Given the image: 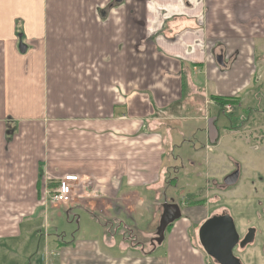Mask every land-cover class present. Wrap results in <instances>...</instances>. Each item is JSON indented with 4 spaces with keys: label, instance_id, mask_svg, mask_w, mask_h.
Returning a JSON list of instances; mask_svg holds the SVG:
<instances>
[{
    "label": "crops",
    "instance_id": "crops-1",
    "mask_svg": "<svg viewBox=\"0 0 264 264\" xmlns=\"http://www.w3.org/2000/svg\"><path fill=\"white\" fill-rule=\"evenodd\" d=\"M263 97L264 0H0V264H205L191 207L178 204L164 255L109 230L144 219L157 230L165 202L198 195L183 180L211 178L202 153L209 172L264 175V126H251L264 116L247 114ZM222 99L240 123L217 126ZM168 155L181 167H165ZM65 175L81 187L52 205ZM204 188L196 201L213 197ZM61 211L91 237L51 243L43 232Z\"/></svg>",
    "mask_w": 264,
    "mask_h": 264
},
{
    "label": "rangeland",
    "instance_id": "rangeland-1",
    "mask_svg": "<svg viewBox=\"0 0 264 264\" xmlns=\"http://www.w3.org/2000/svg\"><path fill=\"white\" fill-rule=\"evenodd\" d=\"M264 98V97H263ZM227 104H231V103H227ZM252 107V106H251ZM253 112V114H252ZM248 115H258L260 117L264 116V99H263V103L262 104H256L255 106H253L252 108H250L247 111ZM241 117H243V115H241V112L238 109V115H234V116H230V115H221L219 122L217 123L218 127H221L224 123H233V124H238L240 123ZM261 120H258V122H252L251 126H257V127H263L264 126V122H260ZM202 124V123H199ZM176 128L179 127V125L175 126ZM199 141H195V142H200L202 140L201 136L198 137ZM203 142H200L198 145L201 147ZM173 156H166L165 157V167H172V168H180L181 167V161H176L173 162V164H171L169 161L172 160ZM196 162L198 164H202L204 166V169H207L208 172L207 173H211V178L209 180H205V177L202 178L203 175H200V173H205L206 171H202V169L200 171H195V174L192 173L193 177H190L189 182L186 181H182L181 185H187L188 183H193L196 184V187H191L188 188L186 186H183V188H185L184 191H186V193L188 194L189 192H195L198 195L194 196V197H189L187 200L185 198H181L180 197H176L177 198V204H179L181 207H183V209L186 208H192L191 212H188L187 210H185V215L187 216L188 214L190 215H197L198 217H200L202 220H197L199 223H197L195 225V230H189L190 236L192 237L191 241L193 246L195 247V249L197 250V252L200 254L202 260L205 262V264H213L210 262V260L208 259L206 253L204 252L203 248L201 247L199 241H198V231L201 227V225L208 219V217L212 214V213H221L224 210H227V207L231 206L232 208V213L235 215V218H237V220H239V216L240 213L243 211V206H247L248 204H250L251 202L245 203L242 202L243 200V196L246 198L245 195L247 196H255L257 194L259 195H264L262 194V192H255V190L257 189H261L259 188L260 186V182L257 179L258 178V174L255 172H249V175L251 176V178L248 177H244L243 175L241 176V179L239 180L238 184L231 188V189H225L222 188V179L224 176H226L227 174V163L222 164L223 166H216L213 165L212 170L209 172V167L205 166L206 165V157H205V153H202L201 156L199 158H195ZM230 167H234L233 163H230ZM242 172V171H241ZM200 175V177L198 176ZM181 178H185L183 176V172H181ZM207 187L208 189L211 190V192L214 189V195L213 197L211 196L210 198H208L206 201H196V199H199L200 197H202V195H204L205 193V188ZM256 186V187H255ZM213 189H212V188ZM182 188V187H181ZM180 188V189H181ZM175 188L169 187L167 186V192L169 193L168 195L172 196L171 192L174 190ZM253 191V192H252ZM191 192V193H192ZM222 192V193H221ZM256 193V194H255ZM186 194V196H188ZM251 198H249L248 200H250ZM186 200V201H185ZM170 203V202H168ZM205 208L207 210L206 215H204V217L202 216L203 211H201L202 208ZM199 208V209H198ZM190 211V210H189ZM254 208L251 207L247 210L246 216L247 217H254ZM188 212V213H187ZM201 212V213H200ZM60 216H55L53 218V220H51V228L46 230L43 233H47V235H50V242H57L59 239H63L65 240V242H70L74 236L78 235V234H85L86 237H91L92 234H90L89 231L87 230H83L84 229V221L83 218L80 220V222H77V219L74 218L73 216H69V218H67V214L65 211H61L60 212ZM159 226V223H157ZM136 225V224H134ZM241 225V224H240ZM240 225L239 228H240ZM251 224H248V222H245V224L243 225L245 226H249ZM264 225V223H263ZM152 224L149 222H142V226H137L136 227L139 230H136L135 227L130 228V230H109L110 233H113L115 239H117L118 242H120L119 238H122L123 236H126L128 238L129 241L134 240V241H138L141 243H145V249H144V253H148L151 252L153 247L151 246V243L149 242L152 237L156 236V230H149L152 227ZM172 227L168 228V230H166L165 233V241L163 242V244L159 247V249L156 251L157 255H164L168 252L169 249V240L171 235L172 239H174V235L176 236V233L179 234V230H171ZM133 229V230H131ZM142 229V230H140ZM151 231L152 234L148 236L147 238V234L150 233ZM39 234V233H38ZM111 235V234H110ZM21 242L24 244V241L21 240ZM29 245L33 246L34 248L32 249V257L29 259V261L31 260L32 262H36V259H38V256L36 257V252L38 253V251H43L42 245H40V239L38 236H33L31 238V240L29 241ZM8 243V242H5ZM17 243H19V241H17ZM21 244V246L23 245ZM31 248V247H30ZM34 251V252H33ZM254 252V250L252 251ZM258 252V250H257ZM113 253L116 254H120L121 251L116 248L115 251ZM255 253V252H254ZM20 254L21 257L24 258V254L22 253V251L20 250ZM118 254V255H119ZM252 254L247 253L244 257L245 260V264H264V257H260L258 254V262L257 261H252ZM12 256V255H9ZM27 257V256H26ZM28 261V263H29Z\"/></svg>",
    "mask_w": 264,
    "mask_h": 264
},
{
    "label": "water",
    "instance_id": "water-1",
    "mask_svg": "<svg viewBox=\"0 0 264 264\" xmlns=\"http://www.w3.org/2000/svg\"><path fill=\"white\" fill-rule=\"evenodd\" d=\"M121 4L123 0H114ZM217 63L224 66L223 56L217 58ZM239 170L225 178L226 186H234L239 181ZM182 218L181 208L178 204L165 202L163 213L157 228V237L153 245H162L165 241L166 230ZM238 234L234 220L229 215L215 216L206 220L199 229V241L204 252L212 257L217 264H241L233 254L238 243ZM252 242V238L245 240L242 246Z\"/></svg>",
    "mask_w": 264,
    "mask_h": 264
},
{
    "label": "flooded vegetation",
    "instance_id": "flooded-vegetation-1",
    "mask_svg": "<svg viewBox=\"0 0 264 264\" xmlns=\"http://www.w3.org/2000/svg\"><path fill=\"white\" fill-rule=\"evenodd\" d=\"M258 136L260 138L259 145L262 148V150H264V128H261L259 130ZM237 170H239V173H240L239 180L241 179V176H242L241 169L239 167H236L233 171H231L229 174H227L226 176L223 177L222 182H221L222 188L231 189L238 184L237 183L234 186H226L225 185V178H227L228 176H230L231 174H233ZM258 180L260 182L259 188H261V189H258V190L256 189L255 192H262V194H264V175L259 174ZM245 196H246V198L243 196L242 202H245V203L251 202V203L248 204L247 206L242 207L243 211L240 213L241 216H239V220H237V218H235V215L232 213L231 206L227 207V210H224L221 213H212L208 217V219H210V218L215 217V216L229 215L233 218L234 223H235V227H236V231H237V234L239 236L238 243L233 250V254L236 258H238L240 260L241 264H245L244 257L247 253L252 254L251 255L252 259H253L252 261H257V262L259 261L258 260V254L262 258L264 257V225H263V223H264V195L257 194L255 196H252V195L251 196L245 195ZM249 198H251V199L248 200ZM251 207H253L255 210L253 218L251 216L250 217L246 216L247 210ZM245 222H248V224H251V225L244 227L243 225L245 224ZM238 225H240V228ZM156 233H157V230H156ZM156 237H157V235L152 237V239L150 240V243L153 247H154V245H153L152 241H154V239ZM250 238H252V242L248 243L245 246H242V243L245 240H248ZM198 241H199V231H198ZM199 243H200V241H199ZM253 250L255 253L252 252ZM257 250H258V252H257ZM207 257L211 263L217 264L212 257H210L208 255H207Z\"/></svg>",
    "mask_w": 264,
    "mask_h": 264
},
{
    "label": "built area",
    "instance_id": "built-area-1",
    "mask_svg": "<svg viewBox=\"0 0 264 264\" xmlns=\"http://www.w3.org/2000/svg\"><path fill=\"white\" fill-rule=\"evenodd\" d=\"M233 105L226 104L224 106V113L231 114L233 112ZM79 182V177L77 175H65L59 182L58 187L53 193L49 195V201L52 205H68L73 201V195L75 190L80 189V185L75 186V183Z\"/></svg>",
    "mask_w": 264,
    "mask_h": 264
},
{
    "label": "trees",
    "instance_id": "trees-1",
    "mask_svg": "<svg viewBox=\"0 0 264 264\" xmlns=\"http://www.w3.org/2000/svg\"><path fill=\"white\" fill-rule=\"evenodd\" d=\"M231 101H233V100H229V99H222L221 101H220V103L222 104V106L223 105H226L227 103H230Z\"/></svg>",
    "mask_w": 264,
    "mask_h": 264
}]
</instances>
